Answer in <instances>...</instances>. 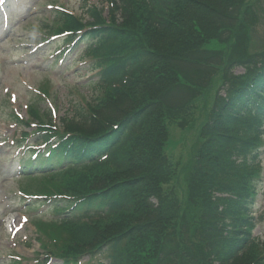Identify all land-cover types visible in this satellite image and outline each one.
Segmentation results:
<instances>
[{"label":"trees","instance_id":"trees-1","mask_svg":"<svg viewBox=\"0 0 264 264\" xmlns=\"http://www.w3.org/2000/svg\"><path fill=\"white\" fill-rule=\"evenodd\" d=\"M105 1L107 19L97 7L86 25L58 16L60 30L92 29L82 41L94 54L104 47L97 84L105 98L83 122L62 121V135L50 121L39 133L43 142L58 136L59 150L29 171L76 172L52 187L73 202H52L58 221L40 225L51 243L44 248L60 264L85 256L95 264H264V244L252 236L260 170L251 161L264 123V54L248 52L254 0ZM237 66L245 73L233 76ZM195 73L202 81L220 74L226 87L179 171L169 128L186 124L183 109L203 91L189 80ZM173 184L185 189L181 198L164 188Z\"/></svg>","mask_w":264,"mask_h":264},{"label":"rangeland","instance_id":"rangeland-1","mask_svg":"<svg viewBox=\"0 0 264 264\" xmlns=\"http://www.w3.org/2000/svg\"><path fill=\"white\" fill-rule=\"evenodd\" d=\"M92 1L98 2V0ZM81 5L82 0H22L19 6H16L17 13L13 14V10L10 12V24L8 28H0V36H3V39L0 41V139L4 137L11 138L15 132L14 130L5 131L6 129L4 130V126L1 123L3 116L8 113L5 103L7 99L5 92H3L6 87H9L10 90L16 92L18 95L17 104L15 106L11 105L9 108H15L23 117H25L26 106L33 96L30 94V89L41 88L45 80H47L46 77H49V81L51 80L49 84L53 94L52 105L56 106L57 116L60 119L66 115V118L73 117L78 120L79 117H76L74 114L81 115L78 104L87 103L93 105L95 98L101 96L98 92L95 94L93 89H83L81 87L83 81L77 76L74 77L73 72L63 76L64 69L51 70L48 68L47 64L44 63L48 52L37 51L30 56L25 50L30 47H27V43L29 45L31 42L38 44V40L35 38L36 33L39 32V29L50 25L53 19V15L49 14L51 10L56 9L55 7L57 6H62L80 14ZM48 6L53 8L49 9ZM251 11L254 16L252 21V36L254 38L252 50H255L254 54L262 53L264 52V0H254ZM17 47L19 48L17 49ZM68 65L69 62H67ZM243 73V67H235L233 69L234 75H241ZM208 77L209 81L206 84ZM221 78L220 74H214V76L209 75L204 77L202 81V76L198 73L189 76V80L194 84V87H196V84L200 85L201 81L205 85L197 99H194L195 103L192 104L190 102L191 104L185 107V116H183L187 119L185 121H188V123L184 124L181 122V119L171 123V139L173 144L169 148V154L172 161L174 160V163H179L182 168L187 165L188 155L195 148L199 128H201L200 125L202 126L205 121V114L210 112L215 92L222 85ZM208 86L210 89L206 90ZM201 94H204L203 99H200L202 97ZM48 106L45 102H39L38 108L45 109L44 111L48 114ZM190 120L193 121L191 122ZM189 123L193 125L190 129L188 128L190 126ZM19 131L17 130L16 133L18 134ZM12 155L14 156L13 152L8 148H0V255L19 257L22 259L21 264H35L37 254L42 251L41 245L35 240L39 237L37 236L39 234L36 233L34 226L28 222L24 229L18 232L13 230L7 231L5 227L6 218L22 216L20 210L24 213L23 208L21 209L22 205L17 204V201L12 199L15 196L13 192L18 187H22V182L19 180V174L16 171L17 166L13 163ZM239 162L240 160H237L236 164L239 165ZM262 180L263 184L261 185L254 209V215L256 216L264 208V169H262ZM25 184H31V182H25ZM44 185L42 184L41 187ZM179 185L185 188L182 177L179 180ZM170 186L167 185L164 188L174 189L180 198L183 196L185 189L177 187L176 184ZM32 187L36 188L34 185ZM50 215L47 214L45 217H49ZM34 225L36 227L39 226V222H35ZM38 231L41 233L42 230L38 228ZM254 236L264 242V225H258V228L254 231ZM53 264H56V262L53 261Z\"/></svg>","mask_w":264,"mask_h":264}]
</instances>
